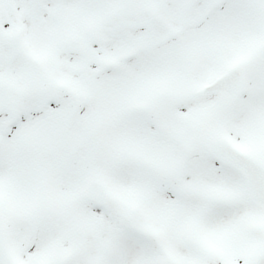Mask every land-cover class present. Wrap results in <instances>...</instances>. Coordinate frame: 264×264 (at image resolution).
<instances>
[{
	"label": "snow or ice",
	"instance_id": "6c2138e0",
	"mask_svg": "<svg viewBox=\"0 0 264 264\" xmlns=\"http://www.w3.org/2000/svg\"><path fill=\"white\" fill-rule=\"evenodd\" d=\"M0 264H264V0H0Z\"/></svg>",
	"mask_w": 264,
	"mask_h": 264
}]
</instances>
